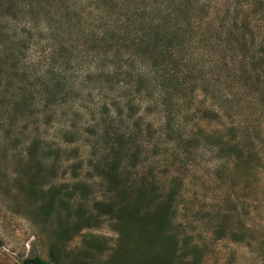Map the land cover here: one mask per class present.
I'll return each mask as SVG.
<instances>
[{
	"label": "rangeland",
	"instance_id": "rangeland-1",
	"mask_svg": "<svg viewBox=\"0 0 264 264\" xmlns=\"http://www.w3.org/2000/svg\"><path fill=\"white\" fill-rule=\"evenodd\" d=\"M168 1L188 43L132 112L83 34L46 39L36 7L0 20V264H53L78 212L97 222L57 242L60 264H264V0ZM117 189H174L170 238H119L92 207Z\"/></svg>",
	"mask_w": 264,
	"mask_h": 264
},
{
	"label": "trees",
	"instance_id": "trees-1",
	"mask_svg": "<svg viewBox=\"0 0 264 264\" xmlns=\"http://www.w3.org/2000/svg\"><path fill=\"white\" fill-rule=\"evenodd\" d=\"M34 7L41 10L42 15L34 16V19L30 17V21H35L36 27L41 22L39 29L46 39L56 41L58 36L63 39L66 35L74 37L81 33L86 42H91L88 50L93 56L102 58L107 69H112L116 86L121 85L129 91V99L126 98L129 112H132L133 101L143 98L142 86L149 91L148 96L144 93L149 97L156 75L162 79L174 76L169 57L188 43V39L178 37V34L183 36L186 33V28L177 21L171 22L172 15L181 14L185 6L172 9L168 0H0V20L15 21V13L32 14ZM79 7L88 11V17L83 16ZM90 21L95 27L84 33L83 27ZM64 27L77 30L72 35L65 34ZM116 141L119 142L118 138ZM231 151L238 154L234 149ZM123 196L124 191L117 189L115 202L98 201L92 206L98 216L106 215L112 228L120 231L119 238L125 236L124 227L127 224L142 229L138 236L143 243L170 238L165 233V227L173 205L174 189H169L161 197H147L138 192L135 200L126 201ZM140 196L142 198L138 202ZM77 215L78 219L69 227L58 230L56 241L49 247L48 255L53 264H60L57 242L66 241L70 232L97 222L95 216L83 217L80 212ZM156 260L149 257L146 261L158 264ZM139 262L135 264H141ZM147 262L143 261L144 264ZM19 264L48 263L32 256L22 259Z\"/></svg>",
	"mask_w": 264,
	"mask_h": 264
}]
</instances>
